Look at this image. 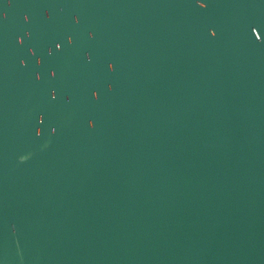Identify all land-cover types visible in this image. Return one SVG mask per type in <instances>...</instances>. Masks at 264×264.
Wrapping results in <instances>:
<instances>
[{"label":"water","instance_id":"95a60500","mask_svg":"<svg viewBox=\"0 0 264 264\" xmlns=\"http://www.w3.org/2000/svg\"><path fill=\"white\" fill-rule=\"evenodd\" d=\"M0 264H264V0H0Z\"/></svg>","mask_w":264,"mask_h":264}]
</instances>
